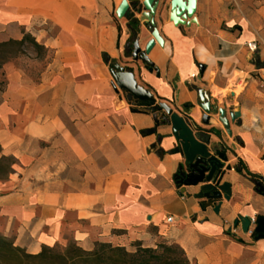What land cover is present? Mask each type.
I'll return each instance as SVG.
<instances>
[{"label":"crops","instance_id":"crops-1","mask_svg":"<svg viewBox=\"0 0 264 264\" xmlns=\"http://www.w3.org/2000/svg\"><path fill=\"white\" fill-rule=\"evenodd\" d=\"M121 1L0 0V42L29 33L50 57L37 81L10 61L3 66L0 155L16 162L0 178V235L28 253L60 245L69 233L86 250L97 241L127 250L174 242L190 264H264V238L255 240L240 223L264 215L255 186H264V47L246 45L260 37L261 9L242 21L228 0H197L194 14L174 25L170 0H155L151 24L140 0H129L117 17ZM134 18L142 53L129 68L118 56ZM103 53L181 115L211 153L226 157L220 183L231 193L217 212L216 203L196 197L203 182L177 187L174 174L185 159L174 152L169 117L116 92L111 80L110 89ZM205 101L215 108L206 123ZM72 102L82 107L68 108Z\"/></svg>","mask_w":264,"mask_h":264},{"label":"water","instance_id":"water-1","mask_svg":"<svg viewBox=\"0 0 264 264\" xmlns=\"http://www.w3.org/2000/svg\"><path fill=\"white\" fill-rule=\"evenodd\" d=\"M143 9L146 11L145 19L148 23L154 24V15L156 10L155 0H140ZM129 0H122L115 9L117 17L121 18L126 14ZM197 0H170L169 1V18L174 25L184 24L188 17H191L196 10ZM153 45V40H149L145 46L144 52L148 53ZM131 56L134 60L138 59L139 54L142 53L138 39L132 42ZM204 65L199 64L198 70L202 72ZM108 71L111 74L113 81L112 88L117 92L125 90L132 97L138 100L145 106L157 104L158 107L169 117L171 125V133L177 139L178 145L174 148V152H180L185 159L184 167H179L174 174L175 183L180 186L196 185L200 182L203 184L200 191L196 194L198 198H204L206 201H211V204L216 203L214 211L217 212L220 206L221 198L228 199L231 193L228 182L220 183L225 169L229 166L223 167V161L226 157L221 152L211 153L204 142L197 139L193 130L186 122V120L173 111V109L163 100L156 101L155 96L146 87L137 83L133 72L127 70L123 65L112 60L108 65ZM201 107L204 110L202 121H208V115L211 111H215L213 104L209 101L201 102ZM223 125L228 130V122L224 118L223 108H219ZM237 113V112H236ZM230 120L234 118V112L229 115ZM229 132V130H228ZM256 190L264 194V186L260 181L255 182ZM181 187H179L180 189ZM236 219L233 225H236ZM241 228L244 232L247 231L250 224V219L242 217L240 220ZM252 236L255 240L264 238V215H257L254 219V226L252 229Z\"/></svg>","mask_w":264,"mask_h":264},{"label":"trees","instance_id":"trees-1","mask_svg":"<svg viewBox=\"0 0 264 264\" xmlns=\"http://www.w3.org/2000/svg\"><path fill=\"white\" fill-rule=\"evenodd\" d=\"M139 24L138 19H129L130 36L137 34ZM25 43L30 44L39 57L48 53L47 48L29 33H24L20 39L0 42V91L7 84L3 70L4 64L10 60V56H7V47L23 46ZM102 57H105L104 53ZM147 108L152 112L161 111L157 104ZM158 123L156 121L155 125ZM15 162L12 156L0 155V178H5L13 170L12 165ZM236 168L240 169L238 166ZM3 173L6 174L3 176ZM0 259L12 264H190L183 249L174 242H160L156 247L136 243L134 250H127L123 246L97 241L92 249L86 250L72 239L64 247L42 245L37 253H28L24 248L15 245L12 239L2 235Z\"/></svg>","mask_w":264,"mask_h":264},{"label":"rangeland","instance_id":"rangeland-1","mask_svg":"<svg viewBox=\"0 0 264 264\" xmlns=\"http://www.w3.org/2000/svg\"><path fill=\"white\" fill-rule=\"evenodd\" d=\"M229 2V11L232 9L236 10V13L241 16V20L244 21V19L247 21V18L249 20L251 17V12L255 8H260L261 12L259 14V20H260V27H259V33L260 37L257 40V48L258 47H264V0H228ZM238 25V24H236ZM234 25V26H236ZM51 29H54L52 26H50ZM135 36H131L130 40L126 44L125 50L118 56V60L122 63L128 64L129 68H133L132 63L134 59L131 56L132 53V42L134 41ZM7 56H10V63L14 64L17 68H19L31 81H37L40 72L43 70L45 63L47 60L50 59L49 54L46 53L42 57H39L35 51V49L28 43H25L23 46H13V47H7ZM104 70H105V78L104 81L109 85V81H113V78L111 74L107 71L108 65L111 62L108 57H104ZM131 65V66H130ZM234 76L229 79V86L234 84ZM243 87V82L237 84L235 87V91L241 90ZM111 89V88H110ZM123 91V90H122ZM77 106L82 107L81 103L78 104L76 102H72L68 104L69 107H75ZM85 106V104L83 105ZM65 107V106H64ZM67 107V106H66ZM6 173H3L4 176ZM63 241L59 245L61 247H64L69 241L72 240V237L69 233L65 234L63 236ZM0 264H12V263H5L0 259Z\"/></svg>","mask_w":264,"mask_h":264},{"label":"built area","instance_id":"built-area-1","mask_svg":"<svg viewBox=\"0 0 264 264\" xmlns=\"http://www.w3.org/2000/svg\"><path fill=\"white\" fill-rule=\"evenodd\" d=\"M246 45H247L249 51H255L257 49V43L255 41H249L246 43ZM191 77L192 78L195 77V74H192ZM174 181H175V178H174ZM177 187H180V186L177 185ZM170 219H171V217H167V220H170ZM253 226H254V219H250V224L248 226L246 233L251 235V236H252Z\"/></svg>","mask_w":264,"mask_h":264}]
</instances>
